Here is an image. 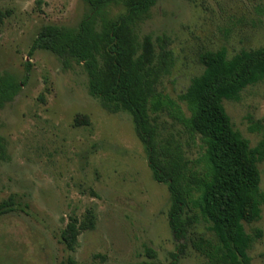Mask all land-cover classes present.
<instances>
[{"label":"rangeland","instance_id":"1","mask_svg":"<svg viewBox=\"0 0 264 264\" xmlns=\"http://www.w3.org/2000/svg\"><path fill=\"white\" fill-rule=\"evenodd\" d=\"M0 12V74L20 79L25 63L31 64L26 85L0 110V203L11 196L15 203L0 216V264H60L68 257L78 264H170L178 251L168 224V190L154 181L130 114L105 111L89 94L81 65L65 69L43 50L29 55L42 26L76 27L89 13L87 5L0 0ZM123 12V6H112L109 17ZM138 32L170 40L174 65L161 89L177 100L203 71L199 54L225 48L232 57L264 46V0H157ZM240 96L223 106L255 147L264 137V80ZM78 114L88 116L90 125L74 127ZM162 119L171 122L167 115ZM182 143L189 159L200 156L199 139L185 135ZM257 166L264 192V161ZM72 218L92 225L69 252L60 235ZM244 228L251 236L260 233L248 250L250 264H264V206L261 218ZM190 231L218 243L202 220ZM209 261L188 243L178 264Z\"/></svg>","mask_w":264,"mask_h":264},{"label":"trees","instance_id":"2","mask_svg":"<svg viewBox=\"0 0 264 264\" xmlns=\"http://www.w3.org/2000/svg\"><path fill=\"white\" fill-rule=\"evenodd\" d=\"M83 1L89 9L84 19L76 27L42 26L29 55L43 50L53 53L65 69L81 65L89 94L100 106L109 113L130 114L152 177L168 190V224L178 251L170 264H178L188 243L208 255L209 264H250L248 250L260 233L249 235L244 224L258 221L264 206L257 166L264 161V137L251 147L234 128L223 101H239L246 86L264 80V46L232 57L225 48L199 54L202 73L175 100L161 89L174 65L170 40L138 32L157 0ZM118 5L124 12L110 18L109 8ZM4 17L0 12V22ZM30 73L26 62L23 78L0 74V110L21 92ZM164 115L171 122L164 121ZM73 125L89 126L90 120L78 114ZM176 126L181 129L171 132ZM185 135L200 141L201 154L194 160L183 147ZM4 154L0 137V158ZM14 204L12 196L2 201L0 216ZM201 220L218 243L194 238L190 230ZM91 225L72 218L60 235L65 249L73 252L81 231ZM60 264L78 263L68 257Z\"/></svg>","mask_w":264,"mask_h":264}]
</instances>
